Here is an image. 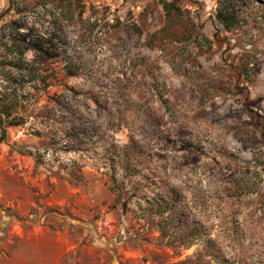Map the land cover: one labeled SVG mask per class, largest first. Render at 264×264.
Masks as SVG:
<instances>
[{"label": "rangeland", "instance_id": "obj_1", "mask_svg": "<svg viewBox=\"0 0 264 264\" xmlns=\"http://www.w3.org/2000/svg\"><path fill=\"white\" fill-rule=\"evenodd\" d=\"M0 106V264H264V0H12Z\"/></svg>", "mask_w": 264, "mask_h": 264}, {"label": "trees", "instance_id": "obj_2", "mask_svg": "<svg viewBox=\"0 0 264 264\" xmlns=\"http://www.w3.org/2000/svg\"><path fill=\"white\" fill-rule=\"evenodd\" d=\"M163 6H164V8H165V10H166V12H167L168 14H173V13H174V10H177V9H178L173 3H168V2H165V3L163 4ZM221 20H222V21H225L224 18H222V16H221ZM0 115H1L4 119H6V118L8 117V115H9V112H8V110H6V108H2V107L0 106Z\"/></svg>", "mask_w": 264, "mask_h": 264}, {"label": "water", "instance_id": "obj_3", "mask_svg": "<svg viewBox=\"0 0 264 264\" xmlns=\"http://www.w3.org/2000/svg\"><path fill=\"white\" fill-rule=\"evenodd\" d=\"M11 2L12 0H9V7L7 8V10L0 16V18H2L11 8ZM0 130L2 132V136L0 137V143L1 141L3 140V137H4V129H3V126H2V117L0 115Z\"/></svg>", "mask_w": 264, "mask_h": 264}]
</instances>
